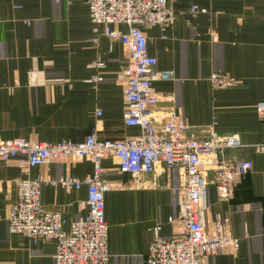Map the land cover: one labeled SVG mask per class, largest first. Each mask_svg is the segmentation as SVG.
<instances>
[{
  "label": "crops",
  "instance_id": "1",
  "mask_svg": "<svg viewBox=\"0 0 264 264\" xmlns=\"http://www.w3.org/2000/svg\"><path fill=\"white\" fill-rule=\"evenodd\" d=\"M169 3L176 19L166 32L142 28L157 69L171 74L153 83L159 97L154 120L163 122L175 112L189 136L202 139L207 128L237 136L243 147L226 156L253 163L248 175L234 181L225 201L218 196L214 173H207L205 229H212L219 214L239 245L207 257L204 264H264V118L258 112L264 104V0ZM194 6L207 12L192 13ZM98 61L106 68H89ZM128 61L121 43L95 36L88 8L79 0H0V142L24 138L81 143L92 134L111 141L139 136L140 129L124 125V86L115 80ZM215 72L234 78L238 86L213 90L210 77ZM98 74L104 80L91 82ZM256 146L263 151L256 152ZM102 166L104 181L118 188L105 196L109 264H146L156 226H162L165 238L180 231L168 219L179 212L173 189L179 187L182 172L158 167L136 179L119 173L112 158ZM93 172L92 161L68 158L33 168L29 177L83 180ZM20 178L24 175L15 161L0 167V264H54L55 241L35 242L9 232L8 214ZM86 200L85 185L66 190L47 184L42 190L44 208L62 213L65 232L87 215Z\"/></svg>",
  "mask_w": 264,
  "mask_h": 264
},
{
  "label": "built area",
  "instance_id": "2",
  "mask_svg": "<svg viewBox=\"0 0 264 264\" xmlns=\"http://www.w3.org/2000/svg\"><path fill=\"white\" fill-rule=\"evenodd\" d=\"M79 1L88 8L95 36L104 35L111 44L119 42L128 51L129 61L115 80L124 86V125L140 129L141 134L119 141L99 140L92 134L81 143L24 139L0 142V167L15 161L24 175L17 180V200L9 210V232L35 242L55 241L54 264H109L105 196L118 188L104 181L102 161L112 158L119 173L136 179L156 172L158 167L176 168L182 172L179 187L173 189L179 212L176 217L168 219L169 223L178 224L180 231L176 236L165 238L161 235L162 226H156L146 264H204L209 256L227 248L237 249L239 240L226 232L225 220L216 214L212 229L206 230L204 216L208 209V172L214 173L218 196L225 201L231 198L234 181L253 170L252 161L226 156L227 151L243 147L239 137L218 135L213 128H207L202 139L187 136V128L175 112H170L163 122H156L153 118V109L159 103L153 83L168 80L171 74L157 69V60L149 55L148 38L142 28L159 27L166 32L174 24L175 12L169 0ZM191 12L207 11L194 6ZM120 26L126 31L120 30ZM89 68L103 70L106 65L98 61ZM32 78L35 79L34 73ZM103 80L98 74L91 82ZM210 83L217 91L238 86L237 80L220 72L211 75ZM258 112L263 119L264 104L258 105ZM255 150L260 153L263 147L256 146ZM68 158L76 162L92 161L93 174L83 180L65 177L53 181L41 176L29 177L33 168ZM47 184L66 190L87 187L85 206L88 213L74 221L68 232L63 229L62 213L49 212L42 204V190Z\"/></svg>",
  "mask_w": 264,
  "mask_h": 264
},
{
  "label": "rangeland",
  "instance_id": "3",
  "mask_svg": "<svg viewBox=\"0 0 264 264\" xmlns=\"http://www.w3.org/2000/svg\"><path fill=\"white\" fill-rule=\"evenodd\" d=\"M33 73L35 74V79H33L32 77H33ZM31 81L33 82V86H37V80H38V77H37V74L35 73V72H32L31 73ZM186 135L187 136H189L188 134H187V132H186ZM17 139H24V138H17ZM13 140H15V139H13ZM24 140H26V139H24ZM29 141H38V140H29ZM48 143V142H47Z\"/></svg>",
  "mask_w": 264,
  "mask_h": 264
}]
</instances>
